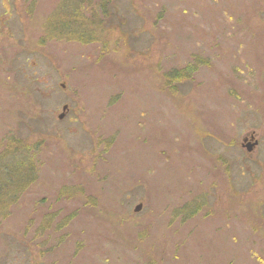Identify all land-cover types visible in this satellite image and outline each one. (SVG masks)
<instances>
[{
    "label": "rangeland",
    "instance_id": "rangeland-1",
    "mask_svg": "<svg viewBox=\"0 0 264 264\" xmlns=\"http://www.w3.org/2000/svg\"><path fill=\"white\" fill-rule=\"evenodd\" d=\"M100 2L0 0V264H264V0Z\"/></svg>",
    "mask_w": 264,
    "mask_h": 264
},
{
    "label": "trees",
    "instance_id": "trees-1",
    "mask_svg": "<svg viewBox=\"0 0 264 264\" xmlns=\"http://www.w3.org/2000/svg\"><path fill=\"white\" fill-rule=\"evenodd\" d=\"M100 3H104V0H102V2ZM64 29H66L64 32V36L60 33L59 35L55 36L50 35V37H54L60 40L65 37L67 40L69 39L76 41H84V39L79 37H71V31L69 32L68 26H64ZM87 40L91 41L94 39ZM182 75L183 73L174 72L173 74L168 75L167 82H179L180 79H182L183 77ZM8 156L9 158L10 156H13V160H15L16 163L14 168H11L10 165L6 166V168L0 166V221L8 218V216L11 214L12 208L18 204V194L23 193L25 191L23 190L25 188L24 186H26V184L28 183H31L33 179L31 178L30 174L27 173V170L23 169L22 161H24V158L19 157L20 153H18L17 148H15V150H12L10 145L6 148L5 152L0 155V157L3 158ZM25 177L28 178L25 179Z\"/></svg>",
    "mask_w": 264,
    "mask_h": 264
},
{
    "label": "water",
    "instance_id": "water-1",
    "mask_svg": "<svg viewBox=\"0 0 264 264\" xmlns=\"http://www.w3.org/2000/svg\"><path fill=\"white\" fill-rule=\"evenodd\" d=\"M67 110V107L66 106H64L63 108H62V114H60L59 115V119H62V118H64V116H65V111ZM253 137L251 136V139H252ZM243 142H247V139H244L243 140ZM257 143L256 142H254V143H251V144H247L246 145V148H247V151H248V153H250L251 151H252V149H253V146H255ZM141 210V206H137L136 207V209H135V213L136 212H138V211H140Z\"/></svg>",
    "mask_w": 264,
    "mask_h": 264
}]
</instances>
